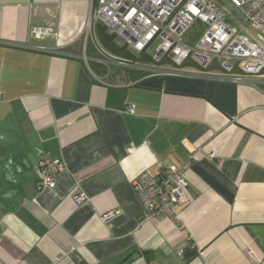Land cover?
Listing matches in <instances>:
<instances>
[{"label": "crops", "instance_id": "1", "mask_svg": "<svg viewBox=\"0 0 264 264\" xmlns=\"http://www.w3.org/2000/svg\"><path fill=\"white\" fill-rule=\"evenodd\" d=\"M89 4L0 0V264H264V81L87 66ZM186 164L187 202L147 220L132 181Z\"/></svg>", "mask_w": 264, "mask_h": 264}, {"label": "built area", "instance_id": "2", "mask_svg": "<svg viewBox=\"0 0 264 264\" xmlns=\"http://www.w3.org/2000/svg\"><path fill=\"white\" fill-rule=\"evenodd\" d=\"M219 0H90L88 20L86 22V37L92 33L95 39L97 56L88 57L86 40L83 44V54L80 58L88 66L89 63L101 65L107 69H117L128 75H172L181 74L183 70H175L168 66L157 67L146 63H132L105 51L97 42L94 29L97 23L106 27L109 34L119 38L127 49L137 55L147 50L158 39L155 54L150 55L155 61L166 56L176 65L187 58L202 68L207 67L212 60L226 71H230L233 62L246 76L226 75L217 72V76L210 73L196 72L200 76L230 80L237 84H254L264 81V0H223L230 3L243 17L245 24L252 28L261 43L241 36L225 23L227 11ZM200 21L207 29L191 48L181 42L183 35L194 21ZM37 35H48L46 31H37ZM58 37V35H55ZM115 41V40H114ZM122 44V45H123ZM168 70H167V69ZM186 70V69H184ZM192 71V70H191ZM212 73V72H211ZM131 80V84H133ZM126 111L133 112V106L128 105ZM213 157L214 154L209 155ZM42 175V187H55L54 175L62 164L54 160L39 162ZM189 164L181 168L168 165L156 177L141 173L132 181V188L136 194L145 217L155 221L159 217L171 219L174 217L173 206L182 205L188 200L186 175ZM85 201L80 194L75 203ZM114 215L109 211L101 216L106 221Z\"/></svg>", "mask_w": 264, "mask_h": 264}, {"label": "water", "instance_id": "3", "mask_svg": "<svg viewBox=\"0 0 264 264\" xmlns=\"http://www.w3.org/2000/svg\"><path fill=\"white\" fill-rule=\"evenodd\" d=\"M94 35L98 44L105 51L117 57L129 60L132 63H146L157 67L168 66L178 71L184 69H190L200 73L219 72L226 75H240V76L247 75L238 68L237 62L232 66L230 71H226L223 67H221L218 64V62H216V60H212V62L205 68L200 67L199 65L194 63L190 58H187L179 65H176L173 62H171L166 56L162 57L158 61H155L150 55L147 54L146 48L135 56L127 49L126 44L118 45L114 41L115 36L113 34H109L106 30V27L101 25L100 23H97L95 25ZM263 74H264V70H262L259 75H263Z\"/></svg>", "mask_w": 264, "mask_h": 264}, {"label": "rangeland", "instance_id": "4", "mask_svg": "<svg viewBox=\"0 0 264 264\" xmlns=\"http://www.w3.org/2000/svg\"><path fill=\"white\" fill-rule=\"evenodd\" d=\"M218 2L221 6L225 7V9L227 11L225 23L229 27L233 28L241 36L248 37L250 40H254L258 43H261V40L259 39V36L257 35V33L252 28L248 27L245 24V21L243 20V17L241 16V14L230 3L224 2L223 0H219ZM206 29H207V27L205 24H203L202 22H200L198 20L194 21L190 25V27L188 28L186 33L183 35L181 42L183 44L191 47V48L195 47L196 43L202 37V35L206 31ZM115 42L118 45L123 44L119 38L115 39ZM92 43L93 42H92V39L90 37V39H89L90 49H91ZM159 43H160V41L158 39H156L153 42V44L150 46V48L147 50V54L148 55H154L155 50H156ZM233 64H235V62H233Z\"/></svg>", "mask_w": 264, "mask_h": 264}, {"label": "trees", "instance_id": "5", "mask_svg": "<svg viewBox=\"0 0 264 264\" xmlns=\"http://www.w3.org/2000/svg\"><path fill=\"white\" fill-rule=\"evenodd\" d=\"M124 73L126 74V72H124ZM127 76L129 77L130 80H133V81H135V79H137V78L143 77L142 74H133L131 76L130 75H127Z\"/></svg>", "mask_w": 264, "mask_h": 264}]
</instances>
